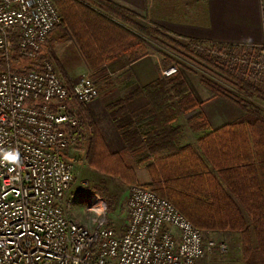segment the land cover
<instances>
[{"label": "trees", "instance_id": "1", "mask_svg": "<svg viewBox=\"0 0 264 264\" xmlns=\"http://www.w3.org/2000/svg\"><path fill=\"white\" fill-rule=\"evenodd\" d=\"M51 1L60 21L33 59L22 57L19 33L9 31L13 69L41 70L42 62L50 60L62 70L70 88L55 54L57 45L70 41L91 71L119 62L130 76V65L149 53L153 41L203 66L213 77L202 74L199 84L242 111L240 118L210 130L195 145L185 144L184 127L177 122L198 110L201 102L179 63L154 44L163 63L176 65V71L166 77L158 75L108 105L127 153L146 169L149 181L140 183L126 156L109 149L85 105L77 107V125L71 134L77 148L83 147L90 169L126 187L149 188L202 232H238L242 264H264V56L260 48L181 40L106 0ZM259 62L263 66H257ZM5 67V59L0 58V71ZM188 122L193 129H209L201 111ZM93 191L100 194L101 190ZM106 204L109 209L111 202L106 200ZM107 226L116 229L111 220Z\"/></svg>", "mask_w": 264, "mask_h": 264}, {"label": "built area", "instance_id": "2", "mask_svg": "<svg viewBox=\"0 0 264 264\" xmlns=\"http://www.w3.org/2000/svg\"><path fill=\"white\" fill-rule=\"evenodd\" d=\"M59 21L51 0H0V58L6 61L0 71V150H18L22 160L14 169L0 165V264H204L215 241L145 186L129 188L122 231L108 227L107 217L90 227L66 213L73 180L66 154L77 147L71 140L76 110L99 88L88 74L67 87L50 60L41 70L13 69L8 35L18 31L22 57L30 60ZM259 48L262 58L264 43ZM95 194L88 209L106 204Z\"/></svg>", "mask_w": 264, "mask_h": 264}, {"label": "crops", "instance_id": "3", "mask_svg": "<svg viewBox=\"0 0 264 264\" xmlns=\"http://www.w3.org/2000/svg\"><path fill=\"white\" fill-rule=\"evenodd\" d=\"M106 1L133 11L138 19L148 18L150 26L164 28L174 37L197 39L207 43L245 45L249 46V50L259 48L264 43V0ZM67 44L73 43L68 41ZM73 46L75 51L77 48L74 44ZM159 65L158 56L152 52L130 65L128 70L130 76L125 75V67L120 63L108 64L107 74L114 73L118 82L108 86L102 97L98 95V98L84 106L95 119L109 149L123 153L126 160L133 164L140 183L148 182L149 175L146 169L138 165L136 159L127 153L125 144L111 120L108 105L133 88L155 79L158 76ZM66 76L68 82L72 83L79 75L75 73L74 76ZM198 91L200 94L198 100L201 102L198 110L189 112L182 122L185 132L184 143L190 145H195L197 140L210 130L242 116V111L238 107L213 96L203 86L198 88ZM200 111L205 116L209 129L190 127L188 120ZM71 140L75 141L73 138Z\"/></svg>", "mask_w": 264, "mask_h": 264}, {"label": "rangeland", "instance_id": "4", "mask_svg": "<svg viewBox=\"0 0 264 264\" xmlns=\"http://www.w3.org/2000/svg\"><path fill=\"white\" fill-rule=\"evenodd\" d=\"M139 20L144 24L150 25L148 18L142 19L140 17ZM180 39L182 40L183 38ZM67 42L68 41L63 42L57 45L55 48V54L58 59L57 61H60L62 63L65 74L69 76H74L75 73L78 74L79 76L82 74L90 75L99 88V97L100 96L102 97L104 95L103 91L106 88H108V86H110L111 84H116L118 82L115 77V74L114 73L110 75L107 74L106 69L108 64L103 65L100 69L96 71H91L86 65L79 51L77 49L73 51L74 48L73 44L69 45L67 44ZM150 42L152 46L150 47L148 46L149 53L152 52L156 54L160 61L158 75L166 77L167 75L164 74V70H166L170 66L176 67V65L171 64L170 66H166L163 63L164 61L162 59L163 55L153 50L152 47L154 46V44H156L158 49L166 52L167 54L165 55L169 56L172 61L179 63V65L181 66L180 68L182 69V74L185 76L186 81H188L194 95L198 99L200 97L198 88L201 87L198 81L199 77L202 74H206L208 76H212V75H210V73L207 72L205 68L203 66H200V64H198L196 61H193L187 57H184L180 53L172 51L169 48H166L165 45L157 44L154 43L153 41ZM115 63H119V62H115ZM56 68L60 70L59 72L62 71L61 69L58 68V66H56ZM183 119H185V117L181 116L180 120L177 123L179 125H182ZM73 150L74 151H70L69 149V151L66 154L67 155L66 158L68 157L67 159H69V161L73 165V180L68 190L65 193V200L71 201L70 205L66 207V213L68 214L69 217L73 218L74 220L83 223L87 226L93 227L94 224L92 223L91 220L90 209H88L89 197H91L90 194L99 197L93 191L94 189L96 190L99 188L101 190L99 195L103 199H105V202L106 200L111 202L110 208L109 209L107 208V213H106L107 220L112 221L113 225L116 227V230L122 231L128 222V211L126 208V201L129 194V188L131 186L126 187L120 185L112 177L90 169L83 159L84 150L82 146H80L79 149L77 147L73 148ZM203 234L206 238L214 240L217 246L220 244L225 245L224 251H221L216 246L213 252L210 254V256L203 261L204 264H242L238 232H232L228 230L226 231L206 230L203 231Z\"/></svg>", "mask_w": 264, "mask_h": 264}, {"label": "clouds", "instance_id": "5", "mask_svg": "<svg viewBox=\"0 0 264 264\" xmlns=\"http://www.w3.org/2000/svg\"><path fill=\"white\" fill-rule=\"evenodd\" d=\"M174 69L171 70L168 75L174 73ZM9 165L12 169L19 167L22 164L21 155L18 150H0V165ZM91 220L93 224H100L106 217L107 205L102 201L90 207Z\"/></svg>", "mask_w": 264, "mask_h": 264}]
</instances>
